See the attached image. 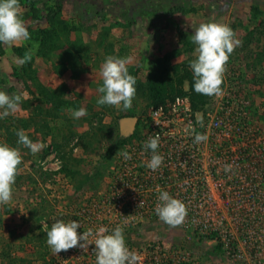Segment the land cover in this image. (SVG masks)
Here are the masks:
<instances>
[{
    "label": "rangeland",
    "instance_id": "1",
    "mask_svg": "<svg viewBox=\"0 0 264 264\" xmlns=\"http://www.w3.org/2000/svg\"><path fill=\"white\" fill-rule=\"evenodd\" d=\"M20 5L30 39L0 44V91L22 96L17 109L0 119V142L17 147L22 157L12 199L0 204V264H96L94 244L53 253L46 230L57 218L78 220V233L122 226L137 264H264V0ZM210 21L228 24L241 44L225 65L220 94L206 96L194 91L189 64L197 55L193 30ZM25 55L31 59L18 66ZM108 56L124 58L135 77L127 110L97 104ZM155 86L174 139L159 143L163 162L153 171L143 144L152 136ZM176 95L189 97V113L172 110ZM80 108L87 114L74 119L71 110ZM226 114L235 122L225 129L241 139L224 146L216 131ZM125 115L137 118L127 136L119 127ZM19 129L43 144L41 151L17 144ZM197 132L207 140L195 144ZM226 164L234 167L232 175ZM160 191L184 202L186 217L211 215L222 249L213 248L215 239L152 217Z\"/></svg>",
    "mask_w": 264,
    "mask_h": 264
},
{
    "label": "clouds",
    "instance_id": "2",
    "mask_svg": "<svg viewBox=\"0 0 264 264\" xmlns=\"http://www.w3.org/2000/svg\"><path fill=\"white\" fill-rule=\"evenodd\" d=\"M20 0H0V44H13L30 39L28 27L20 15ZM192 42L196 45V57L190 61L189 67L193 73V89L206 96L219 95L225 65L231 53L241 44L233 29L224 23L204 22L193 30ZM31 59L30 55L19 58L16 63L22 66ZM102 84L98 87L101 94L97 99L99 105H110L129 109L136 95V80L128 71L124 58L108 56L100 68ZM22 100L20 94L9 95L0 91V119L14 112ZM74 119L86 115V109L71 110ZM200 124L203 126L202 118ZM17 144L28 148L33 154L44 147L43 144L33 142L24 130L16 131ZM207 140V136L195 133L193 142L199 144ZM160 137L150 136L143 144L145 151L151 150V158L146 166L155 171L162 162L163 156L157 152ZM126 159L131 154L123 152ZM22 157L17 147L0 142V204H6L12 199V186L15 183L18 165ZM231 164L224 165V171L230 172ZM155 213L161 221L175 227L183 223L187 208L184 202L173 197L167 191H160ZM81 227L78 220L54 219L46 230V243L54 254L68 251L74 247L85 249L89 244L95 245L96 264H137L138 256L131 251L127 244L122 226L117 225L109 231L105 227L96 230L89 228L78 233ZM91 238V239H89Z\"/></svg>",
    "mask_w": 264,
    "mask_h": 264
},
{
    "label": "trees",
    "instance_id": "3",
    "mask_svg": "<svg viewBox=\"0 0 264 264\" xmlns=\"http://www.w3.org/2000/svg\"><path fill=\"white\" fill-rule=\"evenodd\" d=\"M159 87L160 86L152 87V91H153L152 99H154L153 100L154 107H158V106L162 105L160 103H163L164 96H162L161 89H159ZM229 115L230 114H226L224 116L226 122L223 121L224 124L219 126L218 127L219 130L217 131V133L221 132L219 134L220 139H219L218 143L221 145H224V146H227L229 143H235L238 139H241L240 137L237 138V136H239L240 133H235V132H233V130L227 131L225 129V126L227 123L230 122V123L234 124V122H235V120L233 118L229 117ZM125 116H127V115H125ZM261 119L264 121V112L261 113ZM171 139H174V138L172 136L170 137V139L169 138H163V139L161 138L160 139L161 142L159 141V143L171 144V143H173ZM180 140L181 139L176 140L175 141L176 144L180 143ZM165 146H167V145H165ZM113 149L114 148H110L109 151L113 152ZM162 151L164 152L165 148H162ZM150 152H151V150H150ZM233 168L234 167H232V170L230 171L231 175H232ZM152 217L159 219V217L156 214H154ZM213 222H214V220L211 219V215H210L209 219H207V220H205L204 217H202V216H199V218L196 217L195 219H192L191 217H185L183 223H181L178 226L180 228H185V226H186V228H190V231L193 230V232L197 233V235L200 239L205 238V237L209 238V239H215L217 241V243L213 246V248L214 249L219 248L221 250L225 241L222 238V235L220 233V226H214ZM226 233H227L228 237L231 238V233H229V232H226ZM229 242H231V241H229Z\"/></svg>",
    "mask_w": 264,
    "mask_h": 264
},
{
    "label": "built area",
    "instance_id": "4",
    "mask_svg": "<svg viewBox=\"0 0 264 264\" xmlns=\"http://www.w3.org/2000/svg\"><path fill=\"white\" fill-rule=\"evenodd\" d=\"M171 108L175 112H183V113H189L191 110V104L190 99L187 95H176L171 101ZM180 110V111H179ZM152 114H153V120L149 122L148 126L150 127V132L152 133V136L158 135L160 139L162 138H170L173 136V131L169 129L168 124L166 125V115L165 110L162 105L158 107L152 108ZM203 110H201L202 112ZM218 118V117H217ZM161 119V121H159ZM219 119H216L215 122L219 125L222 122L218 121ZM221 126V125H220ZM217 132V131H216ZM187 148V150H186ZM186 151H191V146L184 148ZM183 150V149H182Z\"/></svg>",
    "mask_w": 264,
    "mask_h": 264
},
{
    "label": "water",
    "instance_id": "5",
    "mask_svg": "<svg viewBox=\"0 0 264 264\" xmlns=\"http://www.w3.org/2000/svg\"><path fill=\"white\" fill-rule=\"evenodd\" d=\"M137 118L132 115L122 116L119 119L120 133L123 136L131 134L135 128Z\"/></svg>",
    "mask_w": 264,
    "mask_h": 264
}]
</instances>
